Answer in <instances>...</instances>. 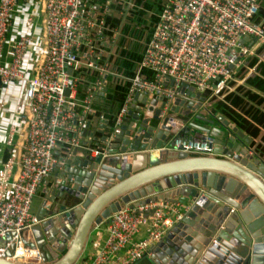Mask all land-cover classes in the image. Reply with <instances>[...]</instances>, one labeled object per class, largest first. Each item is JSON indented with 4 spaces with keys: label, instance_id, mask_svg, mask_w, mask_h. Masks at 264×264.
I'll list each match as a JSON object with an SVG mask.
<instances>
[{
    "label": "built area",
    "instance_id": "2783aa9c",
    "mask_svg": "<svg viewBox=\"0 0 264 264\" xmlns=\"http://www.w3.org/2000/svg\"><path fill=\"white\" fill-rule=\"evenodd\" d=\"M135 2L0 0V89L15 98L7 157L0 164V255L14 243L11 258L40 260L41 248L31 233L40 222L32 213L35 193L44 179L51 183L55 170H63L66 160L84 148L85 139L89 158L100 155L103 162L106 144L132 122L133 103L141 120L152 115L146 112L152 99L159 98L155 108L164 102L162 113L174 123L165 148L215 155V136L192 134L193 118L187 116L208 113L207 107L215 102L227 104L224 97L238 86L232 84L236 73L244 58L254 53L250 44L264 43V0H164L134 73L126 75L111 66L110 55ZM5 48L10 49L8 62ZM111 85L121 89L111 91ZM191 87L206 100L198 105L187 93ZM137 93L146 97L145 104L134 100ZM177 98L185 101L174 113L170 107ZM116 102L113 118L107 119V110L99 111L98 106L110 110ZM91 116L97 118L96 132L90 129ZM103 131L105 146L91 145ZM16 135L21 139L14 142ZM122 155L130 160V155ZM185 210L178 201L160 199L134 208L126 204L111 213L107 223L93 226L104 225V240L91 241L90 252H82L73 264L152 260ZM141 227L146 237L135 240Z\"/></svg>",
    "mask_w": 264,
    "mask_h": 264
},
{
    "label": "water",
    "instance_id": "95a60500",
    "mask_svg": "<svg viewBox=\"0 0 264 264\" xmlns=\"http://www.w3.org/2000/svg\"><path fill=\"white\" fill-rule=\"evenodd\" d=\"M187 93L198 99V105L206 100L204 94L194 92L192 87ZM158 99L155 97L146 107V112L152 115L141 120L136 115L139 107L133 103L135 111H129L132 122L128 126L123 125L121 132L106 144L108 156L103 162L100 155L89 158L86 149L89 142L85 139V157L73 156L66 160L63 170H55L54 178L40 202L37 213L40 222L31 228L34 241L41 248L40 260L11 258V251L15 248L12 243L5 254L0 255V264H73L83 252L94 225L107 223L110 214L126 204L134 208L158 199L178 201L186 206V210L184 218L174 225L172 233L158 244L156 251L162 250L150 260L151 264H203L206 255H215L221 237L235 244V247H227L228 253L225 255H231L230 251L235 255H244L242 264L264 260V200L247 191L245 183L237 184L239 179L235 174L221 168L209 169L210 161L215 160L218 166L228 163L249 174L264 190V160L252 150V139L224 119L223 114L230 105L224 104L220 117L210 112L198 114L195 118L204 123L194 120L191 123L192 134L206 132L215 136V155H189L164 147L174 123L173 117L165 116L164 111L162 113L164 102L155 108ZM134 100L146 103L143 94L137 93ZM184 101L177 98L176 105L171 106L170 111L178 113ZM215 122L222 123L225 128L216 126ZM101 126L105 127L104 124ZM102 133L101 137L92 138L94 142L91 145L98 147L106 141L107 135L104 131ZM85 134L90 135L91 131L86 130ZM120 153L130 155V160L127 161ZM190 160L201 161V166L182 163ZM154 169L160 172L156 174ZM131 179L138 181L129 184ZM110 191L112 195L102 202ZM243 191H247V195L242 203L235 201L237 193ZM176 196L178 199H175ZM94 204L97 211L85 233H79L83 220ZM221 211L223 215H219ZM241 226L245 229V235L239 237L235 229ZM204 227L205 232H209L208 236L200 232ZM201 233L206 238L197 242ZM79 240L81 242L75 254L66 259Z\"/></svg>",
    "mask_w": 264,
    "mask_h": 264
},
{
    "label": "crops",
    "instance_id": "0c3cea01",
    "mask_svg": "<svg viewBox=\"0 0 264 264\" xmlns=\"http://www.w3.org/2000/svg\"><path fill=\"white\" fill-rule=\"evenodd\" d=\"M138 1L139 0H136V2ZM140 2H142L143 4L138 7L137 5H135L134 8L131 10V13L129 14V16L124 21L122 25V29L119 32L117 42L115 46L113 47V49L111 50V55H110L111 66L115 70L123 74H126V75H131L132 73H134L137 61L143 54L145 44L149 40L151 33L153 31V28H154V22L151 25L147 24L148 15L143 11L144 8L147 7L148 5V0H140ZM118 25H120L119 20H118ZM142 25L144 26L146 25V28L148 30L146 32V37L148 40L144 43L142 41V38H139V28H142L141 27ZM148 27H151V28H148ZM127 36L131 37V45L134 43L132 50H129V51H127V49L125 48V40ZM250 46H252V49L254 51L253 55L252 56L249 55L244 58L243 64L241 65L240 70L236 73L235 81H232V84L238 85L237 88L241 86L240 90L236 92L240 95V103H239L240 106L238 108L239 110L235 109V111L237 115L239 116V119L241 121H244L243 123L244 125L242 127L238 126V128L246 136H249L252 139V142L259 141L258 143L261 142L264 144V92L254 86L249 85L250 81H252L253 83H258V79L263 80L264 82V43L253 42L250 44ZM9 51H10L9 48H5L3 51L4 59L7 62L11 58ZM29 73L30 72L27 73L26 75L27 77ZM84 85L85 83L79 85V88H78L79 97L82 96ZM119 86L120 85H111L110 90L119 91L121 89L119 88ZM261 86L264 87V83ZM248 92L251 93L252 96H250ZM14 101H15V98L12 95L8 94L5 90L0 89V164L7 157V142L11 138L9 135V125L13 122L15 118V107L13 104ZM215 103L211 104L207 108L209 112L213 114L215 117H220L221 109H219V105ZM227 104L230 105L228 102ZM213 105L216 106L215 109L211 107ZM106 107L107 105H105V107H102L100 105L98 106V108L100 109L99 111L105 112V110H107L108 113L105 112L107 119L111 120L114 115L113 108L109 110ZM227 112L228 110H225L223 114L224 119H226L229 123H233L234 125H236L235 122H233L231 119L227 117ZM196 115L197 114L195 112L192 114H189V116H187L188 117L187 120L189 119L190 116L193 118V117H196ZM96 120L97 118H95L94 116L90 117L89 125H90V129L93 132L97 131ZM130 122L131 120L128 122V124H130ZM139 122L140 121H137V123ZM20 139L21 138H19L18 135L12 137V140L14 142L20 141ZM101 145L105 146V143H102ZM76 155H80L81 159L84 158L85 157L84 148L82 149L79 148ZM50 180H51L50 178L44 179L39 189L34 195L33 204H32V213L34 215L38 213L40 202L45 193L44 190L50 184L49 182ZM92 231H96L95 235L97 236H95L92 240H90L91 236H88L87 243L88 242L90 243L91 241L97 238L101 239L102 241L104 240L105 234H106L104 225H101L95 229L94 228L91 229L90 233ZM144 236H145L144 231L140 230L135 236V238L141 239V237H144ZM28 243L29 244L32 243V238ZM85 249H86V246H85ZM84 251H83V254H84ZM149 261H150L149 259L145 258V259H141L140 261L134 264H151L150 263L151 261L150 262Z\"/></svg>",
    "mask_w": 264,
    "mask_h": 264
},
{
    "label": "bare ground",
    "instance_id": "6f19581e",
    "mask_svg": "<svg viewBox=\"0 0 264 264\" xmlns=\"http://www.w3.org/2000/svg\"><path fill=\"white\" fill-rule=\"evenodd\" d=\"M182 163L185 164L186 166H196V167H200L201 166V161H199V160L184 161ZM214 167L215 168H221L222 170H225V171H228L230 173L235 174L236 177L239 179V180H237V184H239L240 182L245 183L246 186H247V191L249 190L250 192H252L255 195H258L259 197H261L264 200V190H261V188L258 186L257 182L249 174H247V173H245L243 171H240L239 169H236V168L232 167L228 163H224V164H221L220 166H218V164L216 163L215 160L214 161H210L209 162V169H212ZM154 171H155L156 174H158L160 172L159 169H154ZM136 180L137 179H133V180L131 179L129 181V184H131V182L136 183ZM232 185H233V188L236 189L235 184H232ZM247 191H243V192L237 193L235 201H237L239 203H242V200L247 195ZM109 195H112L111 191L108 192L107 195H105V197L101 201L105 202V198L108 197ZM250 200H248V202ZM95 205L96 204H94L89 209L85 219L83 220V222L81 224L79 233H85L89 222L91 221L93 215L97 211ZM219 215H223V212L222 211L219 212ZM227 216H229V214ZM235 230H236V234L239 237L245 235V229L242 226H241V228L235 229ZM205 231H206L205 227L200 229V232H203L205 234V236H208L209 232H205ZM221 232L222 231H220L219 234ZM203 233H201L199 235V238H197V242L202 241V240H204L206 238ZM220 240H221V243L217 244L216 250L214 252L215 255H206L204 257L203 264H219V263L220 264H242L243 259L245 257L244 255H235V254H232V251H230L231 255H225V253H228L227 252V250H228L227 247L230 246V245L232 247H235V244L233 242H231V240L227 239L226 237H221ZM80 242H81V240H79V242L76 244L75 250L72 252V254L69 255L66 259L71 258L75 254V251L77 250ZM205 242H208V241L205 240ZM66 259H64V260H66ZM225 259H227L228 261H225ZM191 262H194V261H191ZM250 264H251V262H250ZM255 264H264V260H261V261L258 260Z\"/></svg>",
    "mask_w": 264,
    "mask_h": 264
},
{
    "label": "trees",
    "instance_id": "16d2710c",
    "mask_svg": "<svg viewBox=\"0 0 264 264\" xmlns=\"http://www.w3.org/2000/svg\"><path fill=\"white\" fill-rule=\"evenodd\" d=\"M263 13H264V9H263V11H262ZM264 82H263V80H260V79H258V83H253L252 81H250L249 82V85H251V86H254V87H256V88H258V89H260V90H262L263 92H264V87H262L261 85L263 84ZM241 87V86H240ZM240 87H238L233 93H228L225 97H224V100L226 101V102H228L230 105H231V107H229V109H228V112H227V117L229 118V119H231L233 122H235V124L237 125V126H243L244 124V121H241L240 119H239V116L237 115V113H236V111H235V109H238L239 108V103H240V95L238 94V93H236V92H238L239 90H240ZM243 90V89H242ZM247 91V90H246ZM245 93V92H244ZM249 93V92H248ZM250 94V96H252V94L251 93H249ZM118 103L119 102H116V103H114L113 105H112V107H113V109L115 110L117 107H118ZM215 104H218L219 105V109H222L223 108V106H224V103H222V102H216ZM239 110V109H238ZM193 120L195 121V122H198V123H200V124H203L204 122L202 121V120H199V119H196L195 117H193ZM259 141H257V142H255V141H253L252 143H251V145H252V147H253V149L256 151V153L258 154V156L262 159V160H264V151H263V146H264V144L263 143H258ZM263 148V149H262ZM5 160V159H4ZM3 160V161H4ZM150 262V261H149ZM151 263V262H150Z\"/></svg>",
    "mask_w": 264,
    "mask_h": 264
},
{
    "label": "rangeland",
    "instance_id": "374dc122",
    "mask_svg": "<svg viewBox=\"0 0 264 264\" xmlns=\"http://www.w3.org/2000/svg\"><path fill=\"white\" fill-rule=\"evenodd\" d=\"M164 0H148V5H147V7H145L144 8V12L148 15L147 16V24L148 25H151L154 21H155V16H156V13L158 12V9L160 8V6H161V4H162V2H163ZM157 2V3H156ZM143 3L142 2H140V0L138 1V2H136L135 3V5H137V7L138 6H140V5H142ZM136 7V8H137ZM138 9V8H137ZM142 28H139V38H142V41H143V43L144 42H146L148 39H147V37H146V32L148 31L147 30V28H146V25L144 26V25H142L141 26ZM148 28H151V27H148ZM153 32V31H152ZM152 34V33H151ZM251 42V41H250ZM133 46H134V43L131 45V37L130 36H127V38H126V40H125V48L127 49V51H129V50H132V48H133ZM213 109H215L216 108V106H211ZM217 113V112H216ZM215 125H218V126H220V127H223V128H225V126H223V125H221L220 123H215ZM102 228V227H101ZM141 230H143L144 231V233H145V236L144 237H146V231H145V228L144 227H141ZM95 232L96 231H92L91 233H90V235L89 236H91L90 237V240H92L95 236H97V235H95ZM137 235V234H136ZM135 235V236H136ZM144 237H141V239L142 238H144ZM134 239L135 240H139V238L138 239H136L135 237H134ZM90 250H91V242L89 243H87V245H86V249H85V251H84V255H87L89 252H90Z\"/></svg>",
    "mask_w": 264,
    "mask_h": 264
}]
</instances>
